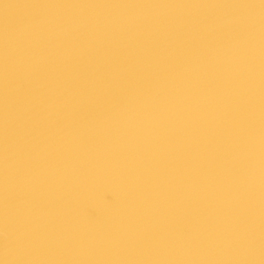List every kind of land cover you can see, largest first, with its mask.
Here are the masks:
<instances>
[{"label": "snow or ice", "instance_id": "6c2138e0", "mask_svg": "<svg viewBox=\"0 0 264 264\" xmlns=\"http://www.w3.org/2000/svg\"><path fill=\"white\" fill-rule=\"evenodd\" d=\"M2 10L10 264L264 258V0ZM105 178L125 211L85 229L74 203Z\"/></svg>", "mask_w": 264, "mask_h": 264}, {"label": "bare ground", "instance_id": "6f19581e", "mask_svg": "<svg viewBox=\"0 0 264 264\" xmlns=\"http://www.w3.org/2000/svg\"><path fill=\"white\" fill-rule=\"evenodd\" d=\"M7 3L21 5L50 3V4H196V3H259V0H0V264H10L13 257L7 255L3 241V33L4 18L2 6ZM25 10L21 9L17 15L23 16ZM128 194L123 186L112 179H100L89 184L83 190L73 206V216L85 229L95 231L108 230L124 213ZM70 261H95L103 257H60ZM121 259H151L149 257H123ZM242 260L246 264H261L262 258L259 250L254 255L246 257L225 258Z\"/></svg>", "mask_w": 264, "mask_h": 264}]
</instances>
